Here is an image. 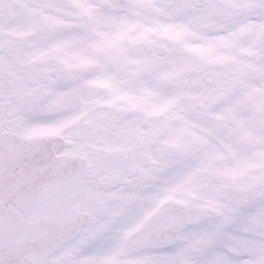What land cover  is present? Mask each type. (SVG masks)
Segmentation results:
<instances>
[{
  "label": "snow or ice",
  "instance_id": "1",
  "mask_svg": "<svg viewBox=\"0 0 264 264\" xmlns=\"http://www.w3.org/2000/svg\"><path fill=\"white\" fill-rule=\"evenodd\" d=\"M0 264H264V0H0Z\"/></svg>",
  "mask_w": 264,
  "mask_h": 264
}]
</instances>
